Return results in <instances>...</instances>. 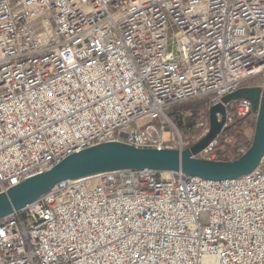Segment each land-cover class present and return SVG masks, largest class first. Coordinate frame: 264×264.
<instances>
[{"label": "built area", "instance_id": "1", "mask_svg": "<svg viewBox=\"0 0 264 264\" xmlns=\"http://www.w3.org/2000/svg\"><path fill=\"white\" fill-rule=\"evenodd\" d=\"M252 88L255 106L223 101ZM263 93L264 0H0V194L104 143L190 150L193 101L224 111L191 156L238 160ZM0 264H264V155L220 181L148 167L61 180L0 217Z\"/></svg>", "mask_w": 264, "mask_h": 264}, {"label": "water", "instance_id": "2", "mask_svg": "<svg viewBox=\"0 0 264 264\" xmlns=\"http://www.w3.org/2000/svg\"><path fill=\"white\" fill-rule=\"evenodd\" d=\"M238 98H250L255 106L258 90L241 89L225 96L223 101L228 102ZM223 111L220 105L210 109V130L192 145L190 150L183 152L104 143L73 153L50 170L25 180L7 193L0 194V217L24 207L61 180L76 179L98 172L148 167L180 170L213 181L232 179L250 173L260 164L264 155V93L260 102L254 138L244 156L232 162H209L191 156L201 151L218 133L221 122L217 121L216 112L223 113Z\"/></svg>", "mask_w": 264, "mask_h": 264}, {"label": "rangeland", "instance_id": "3", "mask_svg": "<svg viewBox=\"0 0 264 264\" xmlns=\"http://www.w3.org/2000/svg\"><path fill=\"white\" fill-rule=\"evenodd\" d=\"M197 104H198V102L193 101V102H188V103L182 104L181 107L183 108L184 105H194L195 106ZM208 121H209V117H207V115L202 116V117H199L197 115L195 122L192 125H190V126H187V124H185L184 126L179 125V128L182 131L183 136L186 137L188 140L201 138L206 133ZM254 134H255L254 125H251L247 129L243 130V137H245V138H249V139L254 138ZM165 137L167 140L169 139L170 131L165 132Z\"/></svg>", "mask_w": 264, "mask_h": 264}, {"label": "trees", "instance_id": "4", "mask_svg": "<svg viewBox=\"0 0 264 264\" xmlns=\"http://www.w3.org/2000/svg\"><path fill=\"white\" fill-rule=\"evenodd\" d=\"M184 109L188 113L186 116L187 126H190L195 122V119L198 115L197 114V107L194 105H184L183 110ZM181 126H183V125H181Z\"/></svg>", "mask_w": 264, "mask_h": 264}]
</instances>
